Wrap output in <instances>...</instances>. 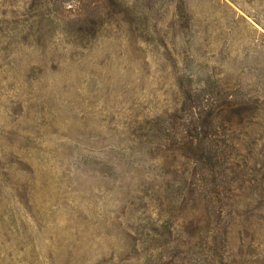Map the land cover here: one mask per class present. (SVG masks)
<instances>
[{
	"label": "rangeland",
	"instance_id": "1",
	"mask_svg": "<svg viewBox=\"0 0 264 264\" xmlns=\"http://www.w3.org/2000/svg\"><path fill=\"white\" fill-rule=\"evenodd\" d=\"M209 74L264 111V0H0V264H264V114L225 128L220 200L199 179L171 215L193 165L124 147L164 111L190 136Z\"/></svg>",
	"mask_w": 264,
	"mask_h": 264
},
{
	"label": "trees",
	"instance_id": "2",
	"mask_svg": "<svg viewBox=\"0 0 264 264\" xmlns=\"http://www.w3.org/2000/svg\"><path fill=\"white\" fill-rule=\"evenodd\" d=\"M185 77L186 75H182L179 78L182 86ZM205 84L210 86L209 93L203 92L206 88L195 93L185 88L182 90V111L190 107L194 113L190 136L182 132L179 134L172 132L167 123L169 118H166V111H164L152 115L150 118L145 116L140 119L138 124L133 125V138L128 146H124L136 150V146L143 144V135L149 138L148 142L165 140L171 146L169 149L172 153L170 154L181 159L179 163L182 166L193 165L191 175L184 172L177 179L178 184H173L174 188L170 186L165 190L167 210H169L170 215L178 207L177 205L186 198L183 190L185 188L195 189L197 187L195 181L199 179L204 183L199 192L200 196L204 199L210 198L213 201L220 200L218 194H220L221 186L226 178V174L223 176L221 169L227 162L229 152L235 148L234 143L230 141L233 136L227 134L225 128L228 129L233 122L244 125L245 128L246 125L249 126L250 124L254 126L255 116L258 120V116L264 114L262 103L257 105L258 97H251L240 92L222 94L220 89H215L219 83L212 74L206 77ZM214 127H216L215 132H211ZM171 128L173 127L171 126ZM225 135H229V141L226 140ZM160 137L161 140H157ZM133 152L131 150V153ZM200 168L204 170L200 172ZM218 175L221 177L218 178ZM163 198L161 201H165ZM210 207V214L213 216L215 207ZM153 228L157 229L156 227Z\"/></svg>",
	"mask_w": 264,
	"mask_h": 264
}]
</instances>
